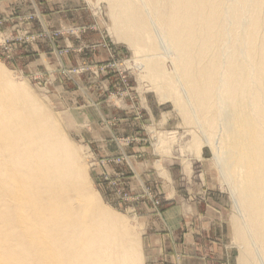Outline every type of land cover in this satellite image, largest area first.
<instances>
[{
  "label": "bare ground",
  "instance_id": "6f19581e",
  "mask_svg": "<svg viewBox=\"0 0 264 264\" xmlns=\"http://www.w3.org/2000/svg\"><path fill=\"white\" fill-rule=\"evenodd\" d=\"M109 1L139 66L164 77L157 57L171 59L180 110L222 133L239 264H264V0ZM86 174L56 117L0 66V264H143L135 229Z\"/></svg>",
  "mask_w": 264,
  "mask_h": 264
},
{
  "label": "rangeland",
  "instance_id": "374dc122",
  "mask_svg": "<svg viewBox=\"0 0 264 264\" xmlns=\"http://www.w3.org/2000/svg\"><path fill=\"white\" fill-rule=\"evenodd\" d=\"M73 2L72 8L77 3L79 10L77 17L69 16L72 19L58 26L47 25L42 11L38 10L0 15V66L24 84L29 96L40 101L56 117L62 134L76 150L87 172V186L104 207L135 229L143 264H149L144 220L120 202L137 204L149 199L156 210L162 209L165 203L151 186L145 187L142 193H131L126 180L129 173L124 167L131 165L132 155L122 153L100 159L92 143L82 137L77 121L92 116L94 111L89 105L98 99L117 106L125 102L132 105L135 116L144 125L145 135L133 140L122 139L120 143L129 146L132 142H141L147 148V153L137 152L132 157L151 156L154 165L148 173L154 175L149 177L151 182L178 180L180 190L187 192L192 188V195L187 196L195 200L202 199L200 191L206 190L212 198L211 204L225 210L224 240L231 256L230 264H239L241 248L235 237L233 218L240 211L235 207L232 186L224 177L216 156V146L224 147L222 140L216 141L217 137L223 138L222 133L199 128L198 119L190 121L180 110L165 85V75L178 83L171 59L157 57L161 60L164 77L162 73L148 72L142 64L139 66L138 52L115 29L109 0ZM97 37L100 41L93 40ZM103 49L107 58L102 55ZM44 52L55 64L52 69H47L40 57ZM95 90L100 94H95ZM81 105L86 107L81 108ZM109 164L116 165L114 171Z\"/></svg>",
  "mask_w": 264,
  "mask_h": 264
},
{
  "label": "crops",
  "instance_id": "0c3cea01",
  "mask_svg": "<svg viewBox=\"0 0 264 264\" xmlns=\"http://www.w3.org/2000/svg\"><path fill=\"white\" fill-rule=\"evenodd\" d=\"M73 1L0 0V15L38 10L42 11L47 25L58 26L77 17L79 10L76 8L77 3L74 6L76 9L72 8ZM99 38L93 40L100 41ZM47 55L44 52L40 57H43L46 68L52 69L55 64ZM102 55L107 58L106 50H102ZM94 93L100 94V91L95 90ZM89 106H92L94 113L82 117L83 121L78 119L77 125L82 130V137L92 143L98 158L122 153L129 156L137 152L147 153V148L141 142H132L129 146L120 143L122 139L133 140L145 135L142 132L144 125L135 116V110L129 102L117 106L98 99ZM85 107L81 105V108ZM132 156L131 165L124 167L129 173L126 180L131 193H142L145 187L151 186L165 203L162 209L156 210L149 199L137 204L120 202L128 211H134L144 220V243L149 264H230L231 256L224 240L225 210L211 204L212 198L206 194V190L200 191L202 199L195 200L187 196L191 194L192 188L189 187L187 192L180 190L178 180L157 179L151 182L149 177L154 176L148 174L152 172L151 166H154L151 156L147 154L139 159ZM109 165L114 171L116 165Z\"/></svg>",
  "mask_w": 264,
  "mask_h": 264
},
{
  "label": "built area",
  "instance_id": "2783aa9c",
  "mask_svg": "<svg viewBox=\"0 0 264 264\" xmlns=\"http://www.w3.org/2000/svg\"><path fill=\"white\" fill-rule=\"evenodd\" d=\"M122 192V191H121ZM121 192L119 191V194H121ZM125 196L127 197V194H125ZM126 199H128V198H126Z\"/></svg>",
  "mask_w": 264,
  "mask_h": 264
}]
</instances>
